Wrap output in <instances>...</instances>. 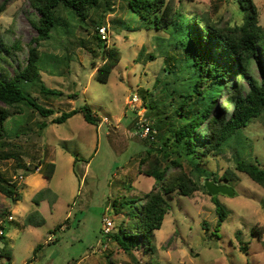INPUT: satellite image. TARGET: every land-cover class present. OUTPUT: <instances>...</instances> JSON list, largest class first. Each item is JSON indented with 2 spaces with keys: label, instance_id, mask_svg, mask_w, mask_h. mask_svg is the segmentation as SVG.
Listing matches in <instances>:
<instances>
[{
  "label": "rangeland",
  "instance_id": "obj_1",
  "mask_svg": "<svg viewBox=\"0 0 264 264\" xmlns=\"http://www.w3.org/2000/svg\"><path fill=\"white\" fill-rule=\"evenodd\" d=\"M171 3L190 17L197 12L236 23L250 13L241 0ZM253 3L264 28V0ZM113 7L114 12L104 14L105 3L100 2L86 22L58 10V27L39 45L43 52L61 60L57 64L46 59L39 76L45 86L62 95L46 97L37 86L31 87L35 100L53 108L54 114L42 117L27 109L6 121L8 135L0 140V176L16 183L19 199L0 192V224L9 251L0 264H107L108 258L116 264H264V188L235 168L236 157L264 165V115L252 119L218 154L202 162L207 176L233 188L231 196L212 195L203 189L190 196L168 195L171 207L155 231L151 253H127L103 233L104 217L112 221L113 231L125 212L156 183L155 178L138 171L148 142L138 135L137 112L144 106V118L151 123L154 117L148 104L154 102L159 112L165 109L170 114L172 109L162 102L163 83L173 76L165 68L179 70L185 55L176 45L177 35L171 39L170 29L147 28L125 0H114ZM33 12L28 0H8L0 12V38L8 46L19 44V48L10 49L11 71L25 63L26 43L36 34L27 19ZM102 17V25L107 26L106 44L115 45L121 54L106 83L95 78L92 67V60L102 58L94 23ZM87 48L95 52L88 53ZM254 74L258 76L256 71ZM132 95L138 97L136 103ZM84 105L100 117L98 124L86 122L79 112L61 123L50 121L63 111ZM168 123L169 119L165 127ZM40 160L55 164L51 178L35 170ZM206 178L197 179L201 183ZM120 205L125 210L115 213ZM216 205L224 213L217 231ZM58 224L61 226L56 228ZM37 244L42 248L34 257Z\"/></svg>",
  "mask_w": 264,
  "mask_h": 264
},
{
  "label": "trees",
  "instance_id": "obj_2",
  "mask_svg": "<svg viewBox=\"0 0 264 264\" xmlns=\"http://www.w3.org/2000/svg\"><path fill=\"white\" fill-rule=\"evenodd\" d=\"M28 1L34 12L27 19L36 34L26 43L25 63L9 70L8 66L13 65L10 49L19 48V44L15 42L8 46L0 38V140L8 135V118L26 113L27 109L35 110L42 117L52 116L55 112L53 108L37 102L29 89L37 86L46 97L62 95L61 91L45 86L39 76L46 59H52L57 64L61 62L54 54L45 53L39 48L40 43L50 39L52 31L59 25L58 10L63 9L68 17L82 22H86L100 2L105 3L104 14L114 12V0ZM241 1L246 2L250 13L241 23H236L229 19L213 20L197 12L190 17L183 10L175 8L171 0H125L127 8L143 20L147 28L170 29L171 39H176L177 35L176 45H180L185 53L179 70L165 68L173 76L171 81L163 83L165 98L162 102L165 105L168 103L172 109L170 114L165 109L159 112L157 103L148 104L154 117L149 124L155 133L153 139L145 138L148 145L145 154L139 159L138 171L155 178L156 183L138 199L134 208L125 212V218L121 219L118 227L106 234L127 253L136 250L144 255L153 251L150 243L171 207L168 195L176 192L190 196L199 189L210 194L204 181L200 183L198 179L207 177L216 182V178L206 175L205 168L201 167L202 162L207 156L218 154L224 144L252 119L264 115V28L259 23L253 0ZM7 2H0V12L5 10ZM240 6L245 7L244 3H240ZM103 19L94 22L95 38L102 58L98 62L92 60V67L95 69V78L106 83L111 71L119 63L121 54L115 45L106 44V39L98 33V26L102 25ZM103 42L104 47L101 49ZM87 51L95 52V49L87 48ZM78 112L88 123L96 125L101 120L84 105L63 111L50 121L61 123ZM161 113L164 115L161 116ZM168 119V126L165 127L164 123ZM44 124L42 122L40 128ZM76 160L75 157L73 165ZM37 167L47 178H51L55 171L52 161L40 160ZM235 168L264 188V165L236 157ZM21 169L27 171V167ZM0 192L13 200L19 199L16 183L1 176ZM4 210L10 211L8 208ZM114 210L120 213L125 209L120 205ZM216 211L218 219L215 231L219 230L224 219L219 205H216ZM60 226L58 224L56 228ZM0 229L5 230L2 224ZM4 230L0 235V241L3 242L0 258L9 253L4 243ZM41 248L42 244L34 247V257ZM240 248L246 249L244 245ZM107 261V264H116L111 258Z\"/></svg>",
  "mask_w": 264,
  "mask_h": 264
},
{
  "label": "built area",
  "instance_id": "obj_3",
  "mask_svg": "<svg viewBox=\"0 0 264 264\" xmlns=\"http://www.w3.org/2000/svg\"><path fill=\"white\" fill-rule=\"evenodd\" d=\"M98 33L100 34V36L104 39H106V33H107V26L106 25H100L98 26ZM132 102L136 103L138 100V97L136 95H132L131 97ZM144 111L145 108L144 106L137 112L138 116H137V121H136V126H137V132L138 135H140L141 137L145 138H149V139H153V133H155V130H153L149 124V122L146 120V118H144ZM39 168H35V170H38ZM19 178L22 179L23 176L20 174ZM12 216L9 214L8 215V220H11ZM103 222H104V227H103V233L106 235L111 231V227H112V221L110 219H108L107 217L103 218ZM3 234V230L0 229V235ZM51 239V238H49Z\"/></svg>",
  "mask_w": 264,
  "mask_h": 264
},
{
  "label": "water",
  "instance_id": "obj_4",
  "mask_svg": "<svg viewBox=\"0 0 264 264\" xmlns=\"http://www.w3.org/2000/svg\"><path fill=\"white\" fill-rule=\"evenodd\" d=\"M204 186L206 187V190L212 195H216L220 193L231 196L233 194V188L226 185L217 184L212 179L206 178L204 180Z\"/></svg>",
  "mask_w": 264,
  "mask_h": 264
}]
</instances>
